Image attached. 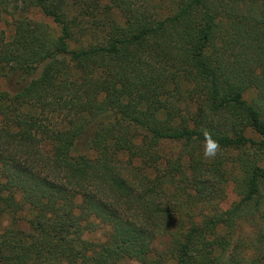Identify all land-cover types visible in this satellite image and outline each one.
Here are the masks:
<instances>
[{
    "label": "trees",
    "instance_id": "trees-1",
    "mask_svg": "<svg viewBox=\"0 0 264 264\" xmlns=\"http://www.w3.org/2000/svg\"><path fill=\"white\" fill-rule=\"evenodd\" d=\"M4 23L0 264H264V0H0Z\"/></svg>",
    "mask_w": 264,
    "mask_h": 264
},
{
    "label": "rangeland",
    "instance_id": "rangeland-1",
    "mask_svg": "<svg viewBox=\"0 0 264 264\" xmlns=\"http://www.w3.org/2000/svg\"><path fill=\"white\" fill-rule=\"evenodd\" d=\"M31 17H33L36 20H43V21L47 22L48 24L53 25L50 19H48L47 17H44L39 12H35V13L33 12ZM0 29H4L5 32L8 34L11 31V26L10 25H6L4 23V24L0 25ZM166 148H170L172 150L176 149V147L173 146V145L172 146L168 145ZM236 199H237V197H236L234 191L232 190V186L231 185L227 186L226 198L224 199V201L221 204L222 208L228 207L231 204V202H233ZM60 204H61V202H59L58 205H57L58 206L57 207L58 210H60V208H59ZM20 226L24 227V224L21 223ZM129 264H136V263L132 261Z\"/></svg>",
    "mask_w": 264,
    "mask_h": 264
},
{
    "label": "clouds",
    "instance_id": "clouds-1",
    "mask_svg": "<svg viewBox=\"0 0 264 264\" xmlns=\"http://www.w3.org/2000/svg\"><path fill=\"white\" fill-rule=\"evenodd\" d=\"M204 135H205V142L203 145V156L205 158H213L217 154L219 145L216 141H214L211 138L210 135H208L207 133H205Z\"/></svg>",
    "mask_w": 264,
    "mask_h": 264
}]
</instances>
